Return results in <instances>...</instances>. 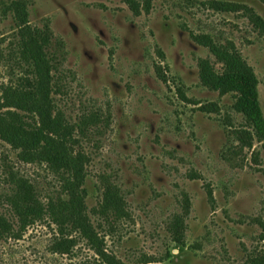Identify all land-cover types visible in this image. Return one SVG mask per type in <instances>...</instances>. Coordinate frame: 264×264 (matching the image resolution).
<instances>
[{"label": "rangeland", "instance_id": "1", "mask_svg": "<svg viewBox=\"0 0 264 264\" xmlns=\"http://www.w3.org/2000/svg\"><path fill=\"white\" fill-rule=\"evenodd\" d=\"M214 48L264 121V0H0V264H264V135Z\"/></svg>", "mask_w": 264, "mask_h": 264}, {"label": "trees", "instance_id": "2", "mask_svg": "<svg viewBox=\"0 0 264 264\" xmlns=\"http://www.w3.org/2000/svg\"><path fill=\"white\" fill-rule=\"evenodd\" d=\"M213 51L216 57H218L224 63L226 69V73L219 78L220 82L237 92L238 95L235 103L237 109L247 118V120H249V122L252 124L253 129L257 131L259 135H264V121L262 120L259 105L257 102L255 77L251 72H248L247 74H244L242 72L243 64L236 52L234 53L225 51L224 53H220L216 52L215 48L213 49ZM27 104L28 106H30V103ZM7 114L18 121L19 125H16L11 136L15 141L21 140L26 143V149L28 150V152H26L25 155H28L30 151L35 152L36 154L41 152L47 153L50 151H52V153L55 152V149H53L50 144L51 138L45 137L40 130L33 129L34 131H30L29 133L20 131L21 129L19 128L23 126L21 124V118L25 119V121L28 120L27 118L19 115L16 112L12 113L11 111H8ZM21 132L30 137L29 140H24ZM58 154L59 153H56L55 155L58 156ZM59 159H62L63 162L68 161V158H66L65 156H61ZM108 196L109 199L106 201V206L112 205L113 207H115L118 204L117 198L112 199L111 193H109Z\"/></svg>", "mask_w": 264, "mask_h": 264}]
</instances>
